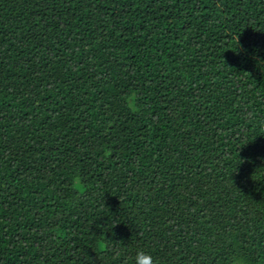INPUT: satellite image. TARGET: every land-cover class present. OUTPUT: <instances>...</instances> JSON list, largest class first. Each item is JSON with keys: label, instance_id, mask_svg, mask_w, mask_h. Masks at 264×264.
<instances>
[{"label": "trees", "instance_id": "obj_1", "mask_svg": "<svg viewBox=\"0 0 264 264\" xmlns=\"http://www.w3.org/2000/svg\"><path fill=\"white\" fill-rule=\"evenodd\" d=\"M141 250L264 264V0H0V264Z\"/></svg>", "mask_w": 264, "mask_h": 264}, {"label": "clouds", "instance_id": "obj_2", "mask_svg": "<svg viewBox=\"0 0 264 264\" xmlns=\"http://www.w3.org/2000/svg\"><path fill=\"white\" fill-rule=\"evenodd\" d=\"M73 183L76 187H80V177L76 176L73 178ZM132 264H157V261L151 253L146 251H137L135 256L132 258ZM235 264H241L240 261H236Z\"/></svg>", "mask_w": 264, "mask_h": 264}]
</instances>
